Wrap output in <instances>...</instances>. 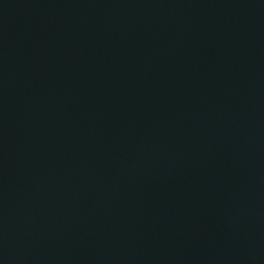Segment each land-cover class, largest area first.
<instances>
[{"label":"water","instance_id":"obj_1","mask_svg":"<svg viewBox=\"0 0 264 264\" xmlns=\"http://www.w3.org/2000/svg\"><path fill=\"white\" fill-rule=\"evenodd\" d=\"M0 264H264V0H0Z\"/></svg>","mask_w":264,"mask_h":264}]
</instances>
